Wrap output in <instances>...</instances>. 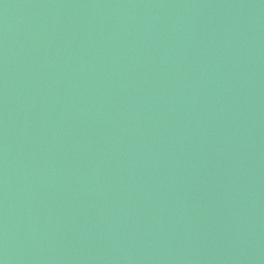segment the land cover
<instances>
[{
    "label": "water",
    "instance_id": "1",
    "mask_svg": "<svg viewBox=\"0 0 264 264\" xmlns=\"http://www.w3.org/2000/svg\"><path fill=\"white\" fill-rule=\"evenodd\" d=\"M0 264H264V0H0Z\"/></svg>",
    "mask_w": 264,
    "mask_h": 264
}]
</instances>
